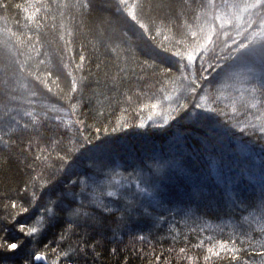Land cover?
<instances>
[{
    "label": "trees",
    "instance_id": "trees-1",
    "mask_svg": "<svg viewBox=\"0 0 264 264\" xmlns=\"http://www.w3.org/2000/svg\"><path fill=\"white\" fill-rule=\"evenodd\" d=\"M83 2L0 0L8 5L0 7V245L22 244L0 247V264H44L38 254L47 264H236L231 252L217 257L207 251L219 241L239 249V264H264V211L252 206L264 197V93H252L253 83L245 79L249 70L259 71L258 62L238 65L229 78L209 84L199 79L206 74L201 65L212 62L208 55L187 69L181 67L186 57L173 55L198 43L191 32L219 31L213 16L228 18L231 9L213 7L222 0H91V9L77 6ZM128 8L148 33L130 20ZM224 30L235 36L237 22ZM194 75L204 94L189 92ZM73 79L77 92L71 91ZM161 94L177 105L174 114L164 110L170 118L179 114L177 122L159 118ZM208 129L214 134L205 139ZM97 135L117 137L126 151L103 170L82 160L65 179L61 158L70 160L85 138ZM9 138L11 146L4 143ZM141 161L153 172L164 165L153 181L159 194L140 183L148 174ZM194 183L202 194L190 199ZM109 191L117 196L108 197ZM171 203L177 220L157 209ZM129 207L137 211L128 213ZM167 220L186 231L185 241L162 229Z\"/></svg>",
    "mask_w": 264,
    "mask_h": 264
},
{
    "label": "snow or ice",
    "instance_id": "snow-or-ice-1",
    "mask_svg": "<svg viewBox=\"0 0 264 264\" xmlns=\"http://www.w3.org/2000/svg\"><path fill=\"white\" fill-rule=\"evenodd\" d=\"M120 4H125V0H120ZM82 9H91L93 4L91 0H84L83 3L77 5ZM161 8L163 7H171V5L161 4L159 5ZM0 7H8L7 4L0 3ZM19 7V5H17ZM215 8H224L231 9L228 13V18L225 16L216 14L213 16V21H220V29L217 31L215 27H210L206 31L204 28H201L199 32L193 31L191 32V36L198 41V43L194 44L190 49H187L185 52H175L173 55L179 56L181 59L186 57L188 64L181 65V67L187 69V67L193 65L194 61L199 57L201 60L204 59L205 55L209 56V60L212 62L208 63L207 68L201 65V69L203 75L199 76V79L204 83L213 84L215 82L225 80L234 74V69L236 66L247 67L249 62L255 64L258 62L259 71H251L249 70L245 79L249 82L253 83V87L251 88L252 93H256L260 91L264 93V0H245L243 5L240 4H228L223 2L218 5H213ZM127 16L130 18L135 25H138L140 29L143 30V33H148L149 28L142 23L136 14L134 8L127 9ZM237 22V30L235 36L230 35L228 31H225V24H231L233 21ZM220 32L223 33V40H220ZM220 40V43L223 45L219 53H216L215 48L217 45V41ZM211 46V48H210ZM227 53V55L225 54ZM210 54V55H209ZM212 57H215L214 61ZM85 57L83 55L80 56V61L83 62ZM23 65L20 66V71H23ZM170 71V70H169ZM5 72H7V66L5 67ZM7 84V80L5 81ZM203 84L198 83L195 75L193 79L189 83V92L193 96H198L200 93L198 89H202ZM79 90L77 81L75 79L72 80L71 83V91L77 92ZM167 99H171L170 97H166ZM201 100H204L205 97L201 96ZM157 107L156 104L152 105V108L155 109ZM181 108H187L186 104L179 105ZM202 107L201 103H195V108L200 109ZM208 111H214V109H209ZM179 118V114L177 117H172L173 120ZM168 119H165V124H167ZM164 125H160L163 127ZM25 128L27 125L24 126ZM140 128L144 127V124L141 123L139 125ZM113 132L116 131L114 128ZM243 131V129H241ZM260 131L264 134V126H261ZM99 132V129L97 130ZM214 134V130L208 129L205 133V139H208L210 135ZM2 139V138H0ZM117 137H105L101 138L99 135L96 136L95 140L85 138L83 144H81L76 149V154L69 160L67 158H61L64 160V166L60 169L61 172L65 174L64 178L67 179V174L69 172H73L75 167L79 165L82 160H91L93 165L100 169H107L109 166L113 165V157L117 155H121L126 150L122 145L116 143ZM9 141H4L7 146L10 145ZM123 159V156H121ZM11 158L9 157V162ZM133 171H136L135 162L130 165ZM140 169L143 170L147 168L148 174L144 176V179L140 181V183H149L156 190L157 194H159V189H156V184L153 181L158 180L159 177L156 173L159 172L164 165L156 166V172H153V165H146L143 161L140 162ZM88 167L85 168V173L88 172ZM178 171H182L178 169ZM264 176V174H262ZM57 181L56 183H58ZM78 181H70V183L75 186ZM54 186V185H53ZM139 188V183L137 184ZM141 192L145 191V189L140 188ZM150 196L152 193H148ZM190 199L195 198L202 194L201 186L198 184H193L191 189L186 193ZM83 195V193H81ZM108 197H116L117 193L113 191L107 192ZM75 199V197H74ZM13 208H16L17 205L15 202L11 205ZM253 207H258L259 210L264 211V197L258 202V205H252ZM28 209L24 208L23 212H27ZM105 211H108L105 206ZM128 213L137 211L135 207H129L127 209ZM78 214V213H74ZM91 213H84L85 224L87 225V220L90 218ZM129 219H131V215L129 214ZM24 225L20 226V231L24 232ZM36 231L35 228L30 229L28 235L34 233ZM138 239L143 240L144 236L141 234L138 236ZM0 247H5L10 250H16L19 247H22L21 243H11L7 245H0ZM118 250L113 248L111 250L112 254H116ZM185 249L181 248L180 252L184 253ZM210 254L219 257L221 252H231L233 255L231 256V261H235L236 264H239V257L236 255L239 252V249L235 248L233 245L229 247V243L226 241H219L218 246L209 247L207 250ZM67 255V253H65ZM264 255V253H262ZM36 259H41L40 256H37ZM159 259V258H157ZM204 259L207 261L209 256H205Z\"/></svg>",
    "mask_w": 264,
    "mask_h": 264
},
{
    "label": "rangeland",
    "instance_id": "rangeland-1",
    "mask_svg": "<svg viewBox=\"0 0 264 264\" xmlns=\"http://www.w3.org/2000/svg\"><path fill=\"white\" fill-rule=\"evenodd\" d=\"M232 85H227L225 88H230ZM235 86V85H234ZM208 90V89H207ZM200 91L202 92V90L200 89ZM203 93V92H202ZM204 94V93H203ZM165 97H166V95L165 94H161L160 95V102L162 103V105H164L163 106V110H162V112L160 113V115H159V118L161 119V121L162 122H164L165 123V119L167 118L168 119V122H169V120L170 119H172V118H170V116H172V114H174L173 112L174 111H176L177 112V105L175 104V103H173L172 101H173V99L171 98V99H165ZM174 99H176V98H174ZM164 110H171V115H170V113L169 114H165V112H164ZM178 119L179 118H177V119H175V120H173V122L175 123V122H177L178 121ZM167 122V123H168ZM164 123H162V125L164 124ZM177 197V196H176ZM168 206H174V204L173 203H171V205H164V206H158L157 207V209H164L165 208V210H164V212H166V214H164V217H169V218H171V219H174V220H177L175 217H174V215L172 214V212L169 210V209H172V207H170V208H168ZM179 212V214H180V218L181 219H184V215H183V213H182V211L181 210H179L178 211ZM110 220H111V222H112V218H110ZM116 222H118V220H116ZM180 222L181 223H185L186 221L185 220H180ZM111 224V223H110ZM115 224H117V223H115ZM126 224H127V222H126ZM186 224H187V222H186ZM165 225L166 226H164V225H162L161 227H162V229H164V230H169V232L168 233H170L171 231H176L175 233H176V237L174 238V240H182L183 239V241H185V239L183 238V236H187L186 235V231H184V230H182V232L177 228V227H172V224H171V222L169 221V220H167L166 221V223H165ZM139 229L141 228L142 230L143 229H145L146 228V224L145 223H141V224H139L138 226H137ZM217 226L216 225H211V226H209V228H216ZM126 231H125V233L126 234H129L127 231H133L131 228H130V225L128 226V224H127V227H126V229H125ZM161 230V229H160ZM203 237H204V235H202ZM162 237H164V235L162 236ZM164 238H166V237H164ZM136 239V238H135ZM205 240H208V238H205V239H202L201 240V242L200 243H203V242H205ZM174 242V241H173ZM258 243V242H257ZM257 243H255V244H257ZM213 246H218V243H216V244H214Z\"/></svg>",
    "mask_w": 264,
    "mask_h": 264
},
{
    "label": "bare ground",
    "instance_id": "bare-ground-1",
    "mask_svg": "<svg viewBox=\"0 0 264 264\" xmlns=\"http://www.w3.org/2000/svg\"><path fill=\"white\" fill-rule=\"evenodd\" d=\"M142 148H144L145 150H148L150 147L149 146H145V147H142ZM151 149H153V147H151ZM144 155H142L141 156V158L143 157ZM147 158H143V160H146ZM200 173L201 174H207L208 173V171L207 170H203V171H200ZM240 203H242L241 201H240ZM240 203H235L234 204V206L236 207V208H242L243 206H242V204H240Z\"/></svg>",
    "mask_w": 264,
    "mask_h": 264
},
{
    "label": "water",
    "instance_id": "water-1",
    "mask_svg": "<svg viewBox=\"0 0 264 264\" xmlns=\"http://www.w3.org/2000/svg\"><path fill=\"white\" fill-rule=\"evenodd\" d=\"M37 256H40L41 259H36V261H38V262H43L44 264H47L46 261H45V259H44V256H43L42 254H38ZM37 256H36V257H37Z\"/></svg>",
    "mask_w": 264,
    "mask_h": 264
}]
</instances>
